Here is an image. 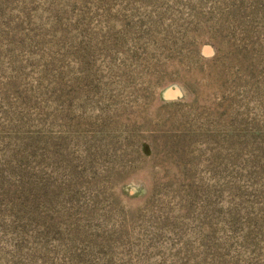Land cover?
<instances>
[{
  "label": "rangeland",
  "instance_id": "374dc122",
  "mask_svg": "<svg viewBox=\"0 0 264 264\" xmlns=\"http://www.w3.org/2000/svg\"><path fill=\"white\" fill-rule=\"evenodd\" d=\"M0 264H264V0H0Z\"/></svg>",
  "mask_w": 264,
  "mask_h": 264
}]
</instances>
